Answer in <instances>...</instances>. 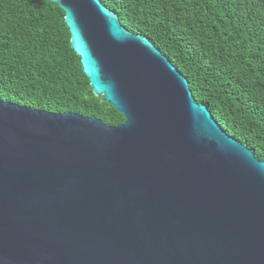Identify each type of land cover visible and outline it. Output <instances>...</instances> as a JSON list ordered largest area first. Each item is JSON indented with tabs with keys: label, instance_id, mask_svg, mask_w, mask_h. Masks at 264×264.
<instances>
[{
	"label": "water",
	"instance_id": "95a60500",
	"mask_svg": "<svg viewBox=\"0 0 264 264\" xmlns=\"http://www.w3.org/2000/svg\"><path fill=\"white\" fill-rule=\"evenodd\" d=\"M48 1L124 123L0 100V264H264V162L99 0Z\"/></svg>",
	"mask_w": 264,
	"mask_h": 264
},
{
	"label": "trees",
	"instance_id": "16d2710c",
	"mask_svg": "<svg viewBox=\"0 0 264 264\" xmlns=\"http://www.w3.org/2000/svg\"><path fill=\"white\" fill-rule=\"evenodd\" d=\"M188 81L218 125L264 162V0H99ZM0 100L124 123L94 97L48 0H0Z\"/></svg>",
	"mask_w": 264,
	"mask_h": 264
}]
</instances>
